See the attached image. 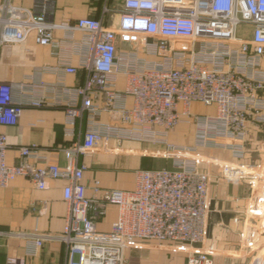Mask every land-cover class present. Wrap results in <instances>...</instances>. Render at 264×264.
Instances as JSON below:
<instances>
[{"label":"built area","instance_id":"1","mask_svg":"<svg viewBox=\"0 0 264 264\" xmlns=\"http://www.w3.org/2000/svg\"><path fill=\"white\" fill-rule=\"evenodd\" d=\"M54 8V0H35L33 9L0 0V47L34 34L58 60L42 71H84L81 85L55 87L53 105L64 109V134L72 140L52 148L62 153L63 165L29 163L41 157L35 145L18 146L17 163L8 164L7 137L0 134V189L16 177L38 190L48 179L64 180V224L58 235L0 230V241L24 240L29 256L45 241L59 240L67 264H124L129 248L175 242L188 246L186 264H213L208 252L196 250L206 239L212 181L198 150H229L236 161L220 162V177L248 182L255 197L264 194V145L255 161L245 162L250 125L264 127V0H123L119 9L103 7V15H118L108 25L90 16L55 22L49 19ZM242 26L251 27L250 36ZM14 92L12 84L0 83L1 125H16L25 103L48 105L31 93L25 103L14 100ZM194 103L213 112L193 113ZM104 113L113 121L100 122ZM181 124L193 125L192 141L173 144L169 134ZM103 140L162 145L171 165L137 169L132 190H101L96 179L87 196L81 158ZM110 204L117 217L109 231H100L97 220ZM24 263L23 257L6 259Z\"/></svg>","mask_w":264,"mask_h":264},{"label":"crops","instance_id":"2","mask_svg":"<svg viewBox=\"0 0 264 264\" xmlns=\"http://www.w3.org/2000/svg\"><path fill=\"white\" fill-rule=\"evenodd\" d=\"M123 0H54V12L50 20L55 22L75 21L81 17H103L105 24L115 23L117 13L103 15V7L119 9ZM15 6L33 9L35 0H10ZM250 36L251 27L242 26ZM71 63L77 66V58ZM58 65L57 58L49 46L38 44L34 34L21 43L5 44L0 47V83L15 86L14 100L27 102L31 94L44 96L48 105L37 108L25 103L16 125L0 124V134L8 142L6 159L15 164L19 159L17 147L35 145L41 157L29 158L37 166L49 163L63 165L62 153L52 148L67 145L72 138L64 134L65 112L53 105L58 94L56 86L81 85L85 73L78 69L74 74L61 71H42L43 67ZM121 85V84H120ZM23 86V93L20 87ZM207 108V107H204ZM209 112H213L212 108ZM208 113V112H204ZM100 122H112L109 114L99 116ZM79 123L75 124L77 130ZM85 126V122L83 127ZM192 124H181L169 134L173 144L190 143L193 138ZM264 145V127L251 126L247 135L246 160L255 161ZM164 147L159 144L114 140H103L98 148L81 158L86 165L82 183L86 195L92 196L93 182L99 180L101 190H132L137 169L170 167V160L163 156ZM200 168L210 171L212 181L206 224V239L196 250L210 254L213 264H264V194L253 196L246 181L232 183L220 177L218 164L235 162L226 149L200 148ZM43 156V157H42ZM64 180L48 179L43 190L36 189L26 178L16 177L6 188L0 189V230H20L51 235L61 233L66 204L62 198ZM102 195V192L99 194ZM117 217V207L108 205L104 217L97 220L100 231H109ZM28 246L22 239L8 238L0 241V264L8 257H23L24 264H67L68 253L63 242L45 241L33 255H26ZM188 246L175 242L147 241L124 253V264H186Z\"/></svg>","mask_w":264,"mask_h":264},{"label":"rangeland","instance_id":"3","mask_svg":"<svg viewBox=\"0 0 264 264\" xmlns=\"http://www.w3.org/2000/svg\"><path fill=\"white\" fill-rule=\"evenodd\" d=\"M191 111H192L193 113H204V112H209L210 109L204 108V106H202V105L199 104V103H194V104H192V106H191Z\"/></svg>","mask_w":264,"mask_h":264}]
</instances>
